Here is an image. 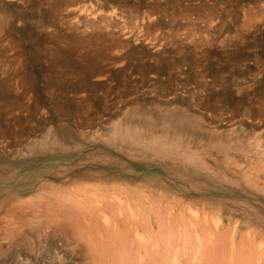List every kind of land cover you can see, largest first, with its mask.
Returning <instances> with one entry per match:
<instances>
[{
    "label": "rangeland",
    "instance_id": "obj_1",
    "mask_svg": "<svg viewBox=\"0 0 264 264\" xmlns=\"http://www.w3.org/2000/svg\"><path fill=\"white\" fill-rule=\"evenodd\" d=\"M186 114L199 124L180 126ZM126 129L142 142L148 130L177 131L197 155L193 164L208 169L158 160ZM88 190L113 207L79 208L74 220L88 218L83 226L72 222L77 206L61 200L89 204ZM141 204L165 218L171 211L183 226L171 214L160 223L137 217V226L126 209ZM156 225L179 230L177 246L193 230L196 255L184 264L202 257L190 243L196 236L223 253L212 264H228L233 248L264 256V0H0V264H95L122 238L135 247V229L150 245L163 241L168 232ZM179 246L160 248L170 257L158 258L180 259Z\"/></svg>",
    "mask_w": 264,
    "mask_h": 264
},
{
    "label": "bare ground",
    "instance_id": "obj_2",
    "mask_svg": "<svg viewBox=\"0 0 264 264\" xmlns=\"http://www.w3.org/2000/svg\"><path fill=\"white\" fill-rule=\"evenodd\" d=\"M75 1V0H74ZM57 7V6H56ZM58 9V8H57ZM182 114V113H181ZM147 120V119H146ZM201 120V119H200ZM199 117H196V116H194V115H189V114H186V116H182L181 118H179L178 120H176V122L181 126V125H183L184 123H189V124H191V125H193V128L195 127V124H199ZM169 122H170V120H169ZM169 122H167V120H165V121H162V124L163 125H169ZM174 122V121H173ZM168 123V124H167ZM175 123V122H174ZM161 125V124H160ZM163 127V126H162ZM173 127V126H172ZM127 128H129V127H127ZM191 128H192V126H191ZM168 129V128H167ZM177 129H178V127H177ZM197 129H199V131H201L202 132V130H204L200 125H198V128ZM121 130H122V128H121ZM120 130V131H121ZM181 130V129H180ZM194 130H196V129H194ZM169 131V130H168ZM175 131V130H174ZM184 131V130H183ZM126 132H127V134H128V136L130 135L132 138H130V140L131 139H133L135 142L134 143H137V145H138V143L139 144H141V146H142V148H141V150H144V148H145V150L146 149H148L147 151H148V153H149V151L152 153H149V154H151L152 156L154 155V156H156V157H158V160H159V157L160 158H163V159H165L166 161H171L170 163H172V162H174V161H177V162H181V165H182V163H183V165H185V164H187V165H192V167L194 166V165H196V166H194V167H196V170L195 171H197L198 169H199V171L198 172H200V169H202V170H204L207 166H205V168L203 167V165H202V163H199V164H193V163H195V162H197V155H196V153L194 152V150L193 149H191V147H190V145H189V143H183L182 142V140L179 138L180 136H178V134H177V131H176V133H172V136L170 137V135H171V133H167V134H165V132L164 131H162V132H159V131H157V134H155L156 133V131H155V133H154V130H152L151 132H150V130H148L147 132H148V134H149V139H148V141L145 139V141H141V140H143L144 138H145V136L144 137H142L141 136V134L139 133V131H137L136 129H126ZM159 132V133H158ZM166 132H167V130H166ZM160 133H162V134H160ZM179 134H181L180 132H179ZM206 136V135H205ZM109 138H111V137H109ZM117 138V137H116ZM121 138V137H120ZM126 138V137H125ZM124 138V139H125ZM128 138V137H127ZM141 138H143V139H141ZM123 139V138H122ZM123 139V140H124ZM129 139V138H128ZM109 140V139H108ZM121 140V139H120ZM129 140V141H130ZM139 141H141V143L139 142ZM147 141V142H146ZM145 142V143H144ZM217 142V141H216ZM215 142V144H217ZM118 143H120V142H118ZM126 143V142H125ZM107 144V143H106ZM110 144V143H109ZM127 144H129V143H127ZM117 145V144H116ZM134 146V145H133ZM117 147V146H116ZM111 148V147H110ZM222 148H227V147H222ZM131 149V148H130ZM144 150V151H145ZM136 152V151H135ZM132 153V152H131ZM145 153V152H144ZM138 156V155H137ZM153 158V157H152ZM155 159H157V158H155ZM152 160V159H151ZM201 160V159H200ZM199 159H198V161H200ZM179 162V163H180ZM178 163V164H179ZM203 163H204V161H203ZM177 164V167L179 166ZM169 165V164H168ZM180 165V166H181ZM182 165V166H183ZM204 165H207V163H205ZM190 167V166H189ZM204 168V169H203ZM260 168V167H259ZM207 169H208V167H207ZM207 169H206V171H207ZM262 169H263V167H262ZM250 184V183H249ZM249 186V185H248ZM250 187V186H249ZM251 187H252V185H251ZM61 190V189H60ZM157 190V189H156ZM76 191V190H75ZM158 191V190H157ZM43 192V191H42ZM51 192V191H50ZM56 192H58V191H56ZM55 192V193H56ZM74 192V191H73ZM82 192H86V191H82ZM101 192V191H100ZM100 192H98V190H94V191H92V190H88L87 191V197H88V203L89 204H87V203H85V200L84 199H82V200H80L81 198L79 197H77L79 200L78 201H76L75 200V197L74 198H72V196L70 197L69 195H67V196H69V197H67V196H65L66 198H68V199H66L64 196V200H61L60 198V200H61V202L63 203L64 201H69V203H70V201H71V204L70 205H68V206H73L74 204V206L77 208H75V212H76V214H77V211H78V209L79 208H81V209H83V210H86V211H91V210H94V209H92V207L93 208H95V206H97V207H103V206H106L108 209H110V208H112L113 206H111L110 207V205L111 204H109V202L111 201H109V202H107V200H109V198H107V196H106V194L105 193H100ZM44 193H46V192H44ZM59 193V192H58ZM135 193H137L136 191L134 192V194ZM51 194V193H50ZM71 194V193H70ZM79 194V193H78ZM93 194V195H92ZM138 194V193H137ZM167 194V193H166ZM53 195H55V194H53ZM80 195V194H79ZM82 195V194H81ZM133 195V194H132ZM132 195H130V196H132ZM140 195V194H139ZM159 195V194H158ZM162 195H165V194H162ZM48 196V195H47ZM136 196H138V195H136ZM165 196H167V195H165ZM37 197V196H36ZM40 197V196H39ZM84 197H86L85 195H84ZM112 196H110V198H111ZM134 197V196H133ZM141 197V196H140ZM161 197V196H160ZM169 197V196H168ZM174 197V196H173ZM172 196H171V198L172 199H174ZM30 198V197H29ZM46 198V197H45ZM58 198V197H57ZM62 198V197H61ZM135 198V197H134ZM142 198H143V196H142ZM40 199V198H39ZM41 199H43V198H41ZM132 199V198H131ZM137 199V198H136ZM140 199V202H141V198H139ZM167 200H168V198H166ZM179 199V198H178ZM46 200V199H45ZM121 200V199H120ZM143 200H145V202L147 201L148 202V200H146L145 198H143ZM29 201V200H28ZM137 201V200H136ZM136 201H134V203L136 202ZM152 201V200H151ZM171 202H172V200H170ZM169 201V202H170ZM58 202V201H57ZM60 202V201H59ZM60 202V203H61ZM73 202V203H72ZM83 202H84V204H83ZM87 202V201H86ZM28 203V202H27ZM32 203V202H31ZM30 203V204H31ZM44 203H46V202H44ZM61 203V204H62ZM65 203V202H64ZM69 203H67V204H69ZM110 203H112V202H110ZM118 203V207L120 208V206H119V202H117ZM131 203H133V201L131 202ZM137 203V202H136ZM141 203H144V201L143 202H141ZM151 203V202H150ZM154 204H155V202H153ZM158 203H159V199H158ZM21 204V203H20ZM99 206H98V205ZM102 204V205H101ZM168 204V203H167ZM166 204V205H167ZM23 205V204H22ZM25 205V204H24ZM113 205V204H112ZM126 205V204H125ZM138 205V204H137ZM137 205L134 207V205L133 206H131V209H130V212L129 211H127L128 209H126V212H128L129 214L127 215V216H130L132 219H133V222L135 223V219L137 220V219H139L140 217L142 218V217H144L145 216V218L146 219H152V217L153 218H155L156 219V221L155 222H159L160 220L162 221V218H164V221L168 218H170L171 219V217H173L172 216V214L170 213L171 211H169L168 212V216H167V214H166V216H167V218H165V215H164V213H162V211L160 210V207H159V209H156V208H158V207H155V209H153L152 210V208H150V206H144V207H142V204L141 205H139L141 208L139 209V210H137ZM153 205V204H152ZM157 205V203L155 204V205H153V206H156ZM171 204H169L168 205V209H169V206H170ZM26 206V205H25ZM68 206H65V205H63L62 207L65 209V212H63L64 214L66 213L67 214V210H69V208H67ZM160 206V205H159ZM101 207V208H102ZM124 207V206H123ZM146 207V208H145ZM149 207V208H148ZM165 207V206H164ZM34 208V207H33ZM73 208V207H72ZM71 208V209H72ZM91 208V209H90ZM125 208V207H124ZM143 208V209H142ZM67 209V210H66ZM80 209V211L82 212V210ZM87 209H89V210H87ZM114 209V208H113ZM113 209L111 210V211H113ZM115 209H117V208H115ZM121 209V208H120ZM58 210V209H57ZM73 210V209H72ZM103 210H106L105 209V207H104V209ZM156 210V211H155ZM162 210H164V209H162ZM166 210V209H165ZM61 211H63V210H61ZM85 211V212H86ZM110 211V212H111ZM167 211V210H166ZM97 212H99V211H97ZM121 212H123V210L121 211ZM164 212V211H163ZM62 213V212H61ZM91 213V212H90ZM95 213H96V211H95ZM124 213V212H123ZM163 215H162V214ZM176 213V212H175ZM75 214V217L73 218L72 217V215L70 214H68L70 217H72V222L74 221V223H79L80 224V221L82 222V220H78L77 222L75 221L76 220V216H78V214H79V212H78V214L76 215ZM102 214V213H101ZM118 214V213H117ZM125 214V213H124ZM171 214V217H169V215ZM178 214V213H177ZM194 214V213H193ZM56 215V214H55ZM60 215H62V214H60ZM88 215H89V213H88ZM95 215H99V214H95ZM113 215V214H112ZM122 215V214H121ZM141 215V216H140ZM163 217H162V216ZM178 215H180V214H178ZM74 216V215H73ZM105 216H106V214H105ZM176 216V215H175ZM174 216V217H175ZM181 216V215H180ZM179 216V217H180ZM50 217V216H49ZM79 217V216H78ZM129 217V218H130ZM137 217H139V218H137ZM161 217V218H160ZM173 217V218H174ZM177 217V219H179L178 218V216H176ZM175 217V218H176ZM191 217H193V215L191 216ZM103 218V217H102ZM172 218V219H173ZM175 218H174V220H175ZM180 218H182V217H180ZM183 218H184V216H183ZM52 219H54V217L52 218ZM51 219V220H52ZM75 219V220H74ZM83 219V218H82ZM88 219V218H87ZM87 219H85L84 221V223H82V224H80V225H83V224H88V221H87ZM104 219V218H103ZM105 219H107V217L105 218ZM105 219H104V221H103V224L105 223V222H108V221H105ZM110 219V218H109ZM154 219V220H155ZM176 219V220H177ZM192 219V218H191ZM47 220H49V218L47 219ZM57 220V219H56ZM140 220V219H139ZM144 220V219H143ZM142 220V221H143ZM174 220H173V222H174ZM186 220V219H185ZM197 220V219H196ZM201 220V219H200ZM55 221V220H54ZM112 221V220H111ZM141 221V220H140ZM149 221V220H148ZM170 221V220H169ZM179 222H180V219L178 220ZM182 221V220H181ZM56 223H57V221H55ZM129 222V221H128ZM128 222H127V224H128ZM139 222V221H138ZM137 222V223H138ZM163 222V221H162ZM165 222H167V221H165ZM172 222V221H171ZM185 222V221H184ZM205 222V221H204ZM132 223V222H131ZM137 223H135V224H137ZM160 223V222H159ZM159 223H156L157 225L159 224ZM169 224H170V222H168ZM168 223H166V224H168ZM182 222H180V224H181ZM200 223H203V222H200ZM58 224V223H57ZM75 225V226H78V225ZM108 223H106V225H107ZM111 224V223H110ZM133 224V223H132ZM135 224H133V227L135 226L136 227V225ZM141 226H142V224L141 223H139ZM146 224L148 225V222H146ZM165 224V225H166ZM179 224V223H178ZM184 224H186V222L184 223ZM197 223H195V225H196ZM257 224V223H256ZM91 225V224H90ZM130 225V224H129ZM139 225V226H140ZM156 225V226H157ZM173 225V224H172ZM172 225H169V226H172ZM175 225V224H174ZM182 226H183V224H181ZM194 225V226H195ZM84 226V225H83ZM92 226V225H91ZM90 226V227H91ZM94 226V225H93ZM92 226V227H93ZM137 226H138V224H137ZM162 227H160V225L159 226H157L158 227V230L161 228L162 229V231H160V233H162L163 231H165V232H168V234L169 233H171V232H169V231H173V228H172V230H165V229H163V225H161ZM169 226H167L166 228L168 229H170V227ZM177 226V225H176ZM179 226V225H178ZM178 226L176 227V228H178ZM184 226H186V225H184ZM190 226V225H189ZM189 226H188V228H189ZM107 227H109L108 225H107ZM133 227H132V229H133ZM145 227V226H144ZM143 227V228H144ZM174 227V226H173ZM197 227V226H196ZM257 227V226H256ZM42 228V227H41ZM79 228V226L77 227V229ZM104 228V227H103ZM139 228H141V227H139ZM143 228H141V229H143ZM184 228V227H183ZM188 228L186 229V230H188ZM191 228V227H190ZM230 228H231V226H230ZM83 229H85V228H83ZM101 229V228H100ZM107 229V228H106ZM130 229V228H129ZM149 229V228H148ZM194 229V228H193ZM79 230V229H78ZM82 230V229H81ZM145 230V229H144ZM176 230V229H175ZM174 230V231H175ZM178 230V229H177ZM176 230V231H177ZM180 230H181V228H180ZM182 230H184V229H182ZM185 230V232L187 233V231ZM190 230H192V229H190ZM215 230V229H214ZM217 230V229H216ZM11 231V230H10ZM93 231H95L96 232V234H98L99 233V231L97 232V229L95 230V227H93ZM132 230H130V232H131ZM135 232H134V234L135 235H133L132 234V236H134V237H136L139 241L137 242V240H136V244H135V247H136V245L137 244H139V242H141V244L140 245H138L137 246V248H135L134 246H132V245H134V244H130L131 245V248L132 249H130L131 251H132V253H134L135 251V249H138V248H142L143 250H145V255L144 254H142V253H139V251L141 250H139V251H137V253L135 252V256H134V261H133V256L131 255L132 253H130V250L128 249L129 248V243L128 244H126V245H129L128 246V248L125 246V243L123 244V240H124V238H122L123 240H120V241H122L121 242V245H120V249L118 248V246H119V244L118 243H120V242H116L118 245L116 246H114V249H112V248H110V244L108 245L109 246V248H108V250L110 251H112V252H109L108 250L107 251H105V249L108 247H105L104 246V251H102V253L101 254H99V256L97 257V259L96 260H93L94 262H95V264H129L131 261L134 263V264H181V263H187L188 261H192L193 259H194V257H195V255L196 254H193V252H191L192 253V255H190L189 254V249H190V251H191V248H192V246H188L189 245V238H190V236L192 235V237H193V235L195 234V233H193L192 234V232H193V230H192V232H191V234H190V236H189V234L187 233V234H185V235H188V236H186L187 238H185L186 239V241H185V239L184 238H182L181 237V240L179 239V241H181V243H179L180 244V246L182 247V250H183V252H185L184 254L182 253V255H179V256H176V257H180V259H178V258H173V259H171L170 261H169V259H168V262L169 263H167L166 261H167V259L166 260H164L163 258L164 257H168L169 255L167 254V256H165L164 254H161V253H164V252H168V250L166 251V249H172V247H174L175 246V248H177L178 246H179V244H178V246L175 244L176 243V241H178V237L180 236V235H178V233H180L179 232V230L176 232L177 233V235H176V233L175 232H172L171 233V235L174 233L175 234V236L173 237V235L171 236L170 235V237H172V238H170V241H171V239L172 240H174L175 239V242L173 243V241H169V240H167V241H169V242H166L165 240H166V238L167 237H165L166 235H168V234H166V233H162L163 235H165L164 237H162L163 238V241H165V242H163V241H161L160 240V242H162V245H160L161 243L159 242V240H157V237L155 236L154 237V239L152 238V236H151V238L154 240V241H152L153 243L150 245V243L151 242H148L149 243V245H148V243L147 242H145L144 240V237L143 236H141V234H140V232H138V230H134ZM146 231H147V229H146ZM79 232V231H78ZM94 232V233H95ZM105 232H107V230H105ZM111 230H110V234H109V237L110 236H112V234H111ZM114 233H115V235H113L111 238L113 239H116L115 238V236L117 237V234H119V233H117L116 234V231H113ZM112 232V233H113ZM120 232V231H119ZM144 232V231H143ZM152 232H153V230H152ZM151 232V233H152ZM185 232H182V233H185ZM195 232V231H194ZM211 232V231H210ZM7 233H9V232H7ZM93 232H92V236H93V234H94ZM101 233V232H100ZM108 233V232H107ZM113 233V234H114ZM124 233V232H123ZM127 233H128V230H127ZM150 233V234H151ZM156 233V232H155ZM181 233V234H182ZM213 233V235H215V236H217V234H214V232H212ZM39 234V233H38ZM90 234V233H89ZM125 235H126V233H124ZM158 234V233H157ZM162 234H160V235H162ZM211 234V233H210ZM220 234V233H219ZM8 235V234H7ZM49 235H51V234H49ZM98 235H100V234H98ZM130 235V234H129ZM159 235V236H160ZM162 235V236H163ZM183 235V234H182ZM222 235V234H221ZM147 236V235H146ZM148 236H150V235H148ZM154 236V235H153ZM169 236V235H168ZM176 236H178L177 237V240H176ZM208 236V235H207ZM206 236V237H207ZM220 236V235H219ZM219 236H217L218 238H219ZM96 236L94 235V238H95ZM119 237V236H118ZM124 237V236H123ZM127 237H128V235H127ZM127 237H125V238H127ZM192 237L190 238V240H192ZM217 237H214V239L212 238V240H210L209 238V241H210V243H213L214 245H215V242H218L217 240ZM86 238V237H85ZM100 238H102L101 237V235H100ZM100 238H98V240H97V242L98 241H100ZM119 238H121V236L119 237ZM150 238V237H149ZM160 238V237H159ZM161 238V239H162ZM216 238V239H215ZM88 239L89 240H91V237L89 236L88 237ZM108 239V238H107ZM106 239V240H107ZM131 239V238H130ZM165 239V240H164ZM184 239V240H183ZM196 239L198 240V241H196L195 240V237H194V239H193V241H191L190 243L191 244H195V245H197L201 250V252H199V253H197V254H202L201 256L204 258L205 256H208V257H206V258H208L207 260H206V258H204L205 259V262H203V258L202 257H200V255H198V257H200V258H198L200 261H198V260H196V258H195V262L197 263V264H210V262H211V264L213 263L211 260L213 259V257L215 258L217 255H215L216 254V252H217V249H216V247H213V246H211L212 244H207V246L209 247V248H214V250L216 249V251H212V249H209L211 252H212V254H210V253H208V254H210V257H209V255L208 254H206V252L205 251H207V252H209V250L206 248L207 246H206V244H205V241H200L199 240V237L198 236H196ZM203 240H204V238H202ZM207 239V240H208ZM82 240V239H81ZM102 241H103V239H101ZM110 240V239H109ZM132 240H133V237H132ZM147 240H149V239H147ZM151 240V239H150ZM149 240V241H150ZM183 240V241H182ZM214 240V241H213ZM92 241V240H91ZM86 242V243H88L86 246H87V248L89 247V249L91 250V251H93V247H95V245L93 246V244H91L90 245V243H93V242ZM113 241V240H112ZM117 241H118V239H117ZM128 241V240H127ZM130 241V240H129ZM188 241V242H187ZM208 241V242H209ZM213 241V242H212ZM233 241V240H232ZM96 242V241H95ZM108 242V241H107ZM133 242V241H132ZM192 242H196V243H192ZM204 242V243H203ZM221 242V241H220ZM111 243V242H110ZM113 243H114V241H113ZM172 243V244H171ZM207 243V242H206ZM108 244V243H107ZM115 244V243H114ZM190 244V245H191ZM204 244H205V248H204ZM220 244V243H219ZM241 244V243H240ZM216 245H217V243H216ZM215 245V246H216ZM239 245V244H238ZM100 246V245H99ZM111 246H112V243H111ZM160 246V247H159ZM177 246V247H176ZM179 246V247H180ZM225 246V245H224ZM245 246V245H244ZM79 247V246H78ZM92 247V248H91ZM98 247V246H97ZM190 247V248H189ZM217 247H219V246H217ZM118 250H117V249ZM127 248V249H126ZM150 248V249H149ZM155 248V249H154ZM160 248H164L165 249V251H163V252H161V253H159L158 252V250H160ZM188 250H187V249ZM231 248V247H230ZM244 248V247H243ZM247 248V247H246ZM95 249V248H94ZM155 251H154V250ZM163 249V250H164ZM179 249L180 248H178V250L176 249V251H179ZM193 249V248H192ZM205 249H207V250H205ZM219 249V248H218ZM239 249H240V246H239ZM241 249H242V244H241ZM245 249V248H244ZM248 249V248H247ZM245 250L246 252L248 251V250ZM255 249V248H254ZM129 250V251H128ZM149 250H151L150 252H149ZM157 250V251H156ZM182 250L180 249V251L182 252ZM193 250H195V249H193ZM192 250V251H193ZM197 250V249H196ZM195 250V251H196ZM220 250V249H219ZM250 250V249H249ZM253 250V249H252ZM251 250V251H252ZM127 251L129 252V253H127ZM134 251V252H133ZM148 251V252H147ZM228 251V250H227ZM243 251V250H242ZM95 252V251H94ZM180 252V253H181ZM187 252H188V254H187ZM224 252V251H223ZM245 252V253H246ZM255 252V251H254ZM257 252V251H256ZM96 253L98 254V253H100V252H98V251H96ZM151 253V254H150ZM203 253H205V254H203ZM218 254H220L219 252H217ZM230 253V251H228V254ZM248 253V252H247ZM246 253V254H247ZM157 254H161V255H164V257H159L158 258V255ZM170 254H172L171 252H170ZM235 254H236V252H235V249L233 248L232 249V251H231V256L229 257L228 256V258H230V261H227L228 262V264H234V263H237V264H240V263H238L237 261H235V260H237L238 258H236L237 256H239V255H237V256H235ZM246 254H245V257H241V256H243L242 254L239 256V257H241L242 259H244V258H246V261H247V259L249 260V259H251L252 261L250 262V263H246V261L244 260V264H263L264 263V256H258L257 258H255L254 260L252 259L253 257H251L250 255V257L247 255V257H246ZM252 254H254V253H252ZM251 254V255H252ZM257 254V253H256ZM264 254V253H263ZM130 255V256H129ZM175 255H178V252H175L174 253V256ZM205 255V256H204ZM226 255V254H225ZM255 255V254H254ZM254 255H252V256H254ZM220 256H223V253H222V255H220ZM220 256L218 255V257L220 258ZM234 256H235V258H234ZM256 256V255H255ZM254 256V257H255ZM132 257V258H131ZM170 257V256H169ZM193 257V258H192ZM218 257H216V258H218ZM131 258V259H130ZM162 258V259H161ZM171 258H172V256H171ZM226 258V257H225ZM192 259V260H191ZM235 259V260H234ZM241 259V264L243 263L242 260ZM164 260V261H163ZM201 260H202V262H201ZM226 260H227V258L225 259V263H226ZM215 261V260H214ZM223 261H222V264H223ZM235 261V262H234ZM238 261L240 262V259H238ZM93 262V263H94ZM207 262H209V263H207ZM215 262H217V261H215ZM247 262H249V261H247ZM130 264H132V263H130ZM216 264V263H215ZM227 264V263H226Z\"/></svg>",
    "mask_w": 264,
    "mask_h": 264
}]
</instances>
